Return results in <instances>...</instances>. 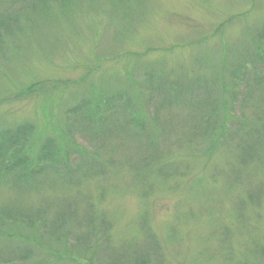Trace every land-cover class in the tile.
<instances>
[{
    "label": "rangeland",
    "instance_id": "obj_1",
    "mask_svg": "<svg viewBox=\"0 0 264 264\" xmlns=\"http://www.w3.org/2000/svg\"><path fill=\"white\" fill-rule=\"evenodd\" d=\"M0 164V264H264V0H0Z\"/></svg>",
    "mask_w": 264,
    "mask_h": 264
},
{
    "label": "trees",
    "instance_id": "obj_2",
    "mask_svg": "<svg viewBox=\"0 0 264 264\" xmlns=\"http://www.w3.org/2000/svg\"><path fill=\"white\" fill-rule=\"evenodd\" d=\"M22 133V132H21ZM23 137H24V135H23ZM22 138V136L20 135V134H12L11 136H9L6 140H11V141H14V142H16L17 141V139H21ZM5 140V141H6ZM80 155V158L81 159H83L84 161L87 159L86 157H84V155H81V154H79ZM43 159V164L38 168V169H36V170H34V172H33V175H32V177H31V179H33V178H35V177H39L40 176V174L41 173H44V171H46L47 170V168H48V166L47 165H45V161L46 160H48L49 161V159H48V157H47V154L42 158ZM2 160H4V159H2ZM1 160V164L3 163V161ZM84 161H82V163L84 162ZM0 164V165H1ZM60 167V166H59ZM58 167V168H59ZM12 169H13V167H11L10 168V171H12ZM68 170H72L73 172H74V167H68V169H66V168H60L58 171H61V172H68V173H70ZM9 213V212H8ZM7 213V214H8ZM10 214V213H9ZM9 214H8V216H9ZM11 215V214H10ZM12 216V215H11Z\"/></svg>",
    "mask_w": 264,
    "mask_h": 264
}]
</instances>
